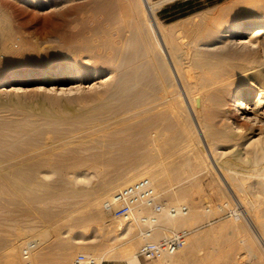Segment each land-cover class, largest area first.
Returning <instances> with one entry per match:
<instances>
[{"label":"rangeland","instance_id":"1","mask_svg":"<svg viewBox=\"0 0 264 264\" xmlns=\"http://www.w3.org/2000/svg\"><path fill=\"white\" fill-rule=\"evenodd\" d=\"M231 2H164L162 7L155 9L154 18L162 26H181L177 32L183 41L181 50L188 52L190 59L203 57L201 53L204 52L207 59L244 64L247 69L242 74L252 77L248 82L254 84L250 87L255 94L259 89L258 82L264 85V36L258 39L260 47L257 50L243 54L245 60L242 54L212 55L215 51L209 52L198 45V39H211L215 35H207L206 32H216L237 16V13L226 10L219 20L209 19L214 16L216 7H227ZM178 3L187 4L174 7ZM247 6L262 8L253 10L256 14L254 20L264 21V0H252ZM238 17L244 19L248 14ZM1 18L5 20L3 27L6 30L2 31L1 24L0 161H6L5 167L12 165L13 169H19L22 179L29 178L30 181L38 176L37 182L38 179L43 181L39 168L42 159L49 154L35 155L30 151L48 144V135L65 134L74 125L88 126L93 119L99 118L111 121L117 117L120 126L129 124L138 129L121 132L130 141L129 159L118 157L116 167L107 163L99 167L104 172L84 179V182H76L70 169H66L69 160L63 161L67 167L64 163L61 165L66 169L62 185L72 189L83 188L86 197L53 200L52 212L58 215L50 223H42L37 217L24 214L22 206H0V264H73V259L80 253L100 258V264H264V244L259 237V234L264 237V163L254 165L250 149L243 144L245 139H255L258 134L264 138V115L256 124L237 119L228 97L222 106H214L213 110L210 109L212 101L205 100L201 110L197 98L196 102L193 98L203 90L213 89L212 85L191 79L189 85L192 88L186 94L181 90L171 59L167 52L165 55L158 50L149 34L141 0H0ZM193 31L201 34L194 36ZM92 32L122 34L125 52L136 53L134 63L144 73L139 82L125 81L124 78L117 81L105 67L107 70L99 72L98 78L80 86L75 80L61 83L54 74L45 72L2 84L4 78L20 70L38 72L60 63L100 69L99 65H93L90 53L82 52L80 58L72 47L76 39L91 36ZM131 32H144L145 49L139 36L134 34L133 37ZM4 46L9 48L10 57L2 50ZM19 52L23 53L19 56ZM179 63L184 65L182 60ZM146 64L153 67L151 72L146 71ZM129 67L131 65H122L119 70L124 74L129 72ZM191 71L197 72L194 67ZM40 84H49L52 90L39 91ZM123 84L133 86L136 94L130 95V91L119 94L116 89ZM69 86L77 87L68 90ZM189 99L196 113L192 111ZM128 103L132 105L130 108L123 107ZM222 107L229 111L227 117ZM62 118L67 120H59ZM227 118L236 121L238 128L233 127ZM206 125L211 126L207 128ZM77 129L71 133L81 135L84 129L81 133ZM216 131H220V139H213ZM97 134L98 131L94 130V134L87 136ZM66 148V145H61L53 153H64ZM211 148H216L214 156L210 155ZM50 156L49 159L54 161V156ZM85 171L88 175L93 172L92 169ZM148 176L160 200L168 204H185L189 207L185 217L196 216L189 227H167L163 222L167 233L172 229L190 230L187 243L177 253L153 261L135 262L129 258L136 255L139 245L137 227H134V235H130V239L116 238L120 231L117 225L122 220L109 216L103 210L102 202L127 181L130 183ZM108 185L110 189L106 190ZM89 200L95 201L96 211L100 214L98 217L89 211ZM128 241L130 246H127ZM28 242H32L31 250L37 249L33 255L30 251L24 257L22 250Z\"/></svg>","mask_w":264,"mask_h":264},{"label":"bare ground","instance_id":"2","mask_svg":"<svg viewBox=\"0 0 264 264\" xmlns=\"http://www.w3.org/2000/svg\"><path fill=\"white\" fill-rule=\"evenodd\" d=\"M141 1L143 4V8L146 12V15H147L146 23L148 24V29L150 31L149 34H151L150 36L155 46L158 48V50L165 53V55L167 52L168 54L167 56H169L168 57L169 60L171 59L172 61L171 67L173 68V72L175 73L181 85V90H183L184 93L186 94L188 92V89L192 88L189 85V81L191 79H193L191 81H194V79H196V81L198 82L199 81L205 82L207 86L212 85L213 89L208 88L209 90H206L205 88L207 87H205V88H202L206 90V91L203 90V92L199 89L202 93L201 92H200L201 94L198 93L199 95L194 96L193 98L194 102H196V98H197L200 104L199 107L201 110L204 109L205 100L206 102L207 100L212 101V106L210 107V109L213 110L214 106H217V107L218 105L222 106L223 101L226 100V98L228 97L230 98V101H231V104L234 110L233 113L236 114L235 117L237 119L246 120L250 122L251 124H256L260 122L262 115H264L263 114L264 113V85L258 82V85H259L258 92L255 94L253 93L252 88L250 86L254 84L252 82H248L250 81V79L252 80V77L243 76L242 74V72L247 69L245 68L244 64H230V63L226 64V62L220 59H215V60L207 59L205 57L206 54L204 52L201 53L203 54L202 55L203 57L196 56L197 58L190 59L189 53L185 52L184 50H181L182 49L181 45L183 41H181L180 39L181 37L178 36L180 35V33L177 35V32L179 31L178 29L181 28V26L180 25H179L180 27L178 25L177 26L176 25L162 26L154 18L155 9L162 7L164 2H166L167 0H157V1L141 0ZM249 2L252 3V0H232V2L229 5H227V7L224 5L216 7V9L213 10L214 16L209 18L212 21L219 20V18L221 17V14L226 12V10L232 13L233 12L237 13V16H240V14H248V17L244 19L242 18L240 19L239 17L236 18L237 17L236 16L233 19H231V22L228 23L227 26L218 29L216 32H212V31L206 32L207 35H212V33L213 34L215 33V35L211 39L207 38L206 36H205L206 38L202 37L198 39L199 48H202L208 51L209 50L215 51V53H212V55L213 54H216V55L217 54H223V55L224 54H234V55L242 54L243 55L246 51L252 52L253 50H257L258 47H260L258 45V39L264 36V21H261V22L255 21L254 19L256 18V14L253 13V10L255 11V9L259 10L262 8H257L253 6L248 7L247 4ZM126 10L127 8L124 11ZM127 13H130V12L127 11ZM201 18L203 19V15L201 16ZM4 21H5L4 18H1L0 25L2 24L3 32L6 30L5 27H3L5 26ZM186 31L188 32V29ZM131 33L133 35L135 34L139 36L138 38L140 39V42L142 44L141 46H143L145 49L147 44H146V40L143 34L144 32H131ZM141 34H143V36ZM198 34H201V32H194V31L192 32V35L194 36H198ZM135 35L133 37H135ZM122 38H123L122 34H120L119 32H92L91 36H83L81 40L77 41L76 39L75 40L76 42L72 44V47L76 49V52H77L76 54L79 57L82 52L90 53V58L94 62L93 65H96V66L99 65L100 69L94 66L92 69H90L87 66L84 67L79 64L60 63L59 65H53L52 67H47V70L46 69L40 70L38 72L32 71L30 69L20 70L14 74H11L10 76H7V78H4V81L2 84L8 83L15 78L27 79L30 77H36V76H39L41 72H45L47 74H51V73L54 74L55 78L59 80L61 83L65 81L67 82L68 80H71V81L75 80L80 83L78 85L80 86L92 78L93 79L98 78L99 72L102 73L104 69L107 70L105 67H108L109 72L113 74L114 76H116L117 81H120L121 79L124 78L125 81L128 80L132 82V80H135L139 82L141 78L143 77L142 75L144 73L140 72L138 70L139 65L134 63V58H136V53L127 54L125 52L124 42L122 41L123 40ZM210 45H213V46H210ZM6 48L7 47L4 46L2 50L4 51L7 57H10L11 52L9 48L8 49ZM22 53L23 52H19L17 55L20 56ZM245 58L246 56L244 57L243 60H245ZM181 60L184 61V65L186 64L185 66L183 64H182L183 66H181V64L179 63L181 62ZM177 62L180 65L179 64L177 65L176 64ZM122 65H131V68L129 67L130 68L129 72L123 74V72L119 70L120 66ZM192 67H194L197 70V72L194 73L193 71H191ZM145 69L147 72L148 71L151 72L153 70V67L148 66V64H146ZM123 81L122 83H124ZM123 85L124 86L119 85L116 89L117 91H119V94H122V93L126 94V92L128 91H130V95L136 94V90L133 89L134 88L133 86H126L125 84ZM75 87L77 86H69L67 89L73 90ZM38 90L39 91L52 90V87H50L49 84H40L38 87ZM189 103L191 105V108L193 109L194 106H192L191 99H189ZM131 106L132 105H130V103H128V105L127 104L123 105V107H126V108H130ZM207 109L209 110V106ZM222 110L225 116L227 115V112H229L224 108ZM192 111L195 112L194 109ZM63 119L64 118L59 119V120L61 121L67 120V118L64 120ZM227 119L230 120L229 118ZM98 120L93 119V123L89 124L88 126L74 125L70 127L72 128L71 131L69 130V132L67 133L64 132L65 134L60 133V135H57V136L48 135L47 136L49 138L47 142L48 144H45L44 147H37L30 151L31 153H34L35 155L49 154L48 155L49 157H51L50 155H53L55 158V159L52 158L54 159V161H52L49 159L48 156L46 157L43 156L44 158L42 159L43 162L41 164V167L40 165L38 166L40 167L39 176L42 178L43 181H40L38 179L39 182H37L38 176L35 179H30V181H28L29 178L22 179L20 177V175H22L21 174L22 172L19 169L17 170L13 169L12 168L13 166L10 164L9 165L12 167H10L9 165H8L9 167H5L6 161H0V206H3L4 204L11 205V206L15 205L19 207L22 206V211L24 208V211H23L24 214L27 213V214L33 215L37 217L40 221H42V223H50L58 215L57 213L52 212L53 200H56V199L60 200V198H67L68 200V197L71 198L73 196H76L75 198L80 196L81 197L80 199H83L82 196L85 195L83 188H82L83 190L80 188L72 189L70 187L68 188L64 186V184L62 185L61 181L63 180L66 169L68 168L70 169V172L74 175L76 182H84V179L86 180L93 176H98L100 172L101 173L104 172L105 170L103 171L101 169L102 170L101 171L99 167L104 166L107 163L113 167H116L118 157L121 156L122 158L127 159L129 155L128 151L131 149L130 141L127 140V136L122 135L121 132L124 133L130 130H133V129H136L137 131L138 129V128H135L134 126H130L129 124L125 126L123 125L120 126L121 124H118L120 121L117 119V117L115 119H112L111 121H109L110 119L109 120L100 119L102 122ZM230 122H231V125H233V127L238 128V125L235 123L236 121L230 120ZM116 123L120 127L117 126ZM115 126H117V128ZM206 126L208 128L211 125H206ZM79 127H81V129H77ZM74 129H77L79 132L83 130V132L81 135H79V133H77V135L72 134L71 132H73ZM94 130L98 131V134L96 136L89 135L88 137L87 134L92 133V132L94 134ZM60 132H63V131H60ZM214 134L216 135H214L213 139H220L219 138V136L221 135L220 131H216L214 132ZM243 144L250 149V152L252 153V162L254 165L264 163V138H262L260 134H258L257 138L255 139H251V138L245 139L243 141ZM61 145L67 146V148L65 149L66 152L63 153V151H61L62 153H57V152L53 153L55 148ZM215 150L216 148L209 149L211 156H214L213 154L215 153ZM32 157H35V156L33 155ZM65 159L69 160V163L67 162L68 167L63 162ZM62 164L65 165V168L66 167L67 168L66 169L62 168L61 166ZM3 165L4 167L2 168L1 166ZM86 169H92L93 170L92 174L90 175L86 174V171H85ZM53 178H55L53 182H44V181H48ZM148 178L151 179L149 176ZM58 182L61 184H58ZM128 182L129 181H127L126 184H128ZM108 189H110L109 185L106 187V190ZM86 190L87 189L85 188V191ZM88 194L89 193H87V195ZM87 203L88 204L91 203L90 205L87 204L89 206L87 207L90 208L89 211H91V214L98 217L100 214H98L99 211L98 212L96 211L95 201L94 203H92L89 200L87 201ZM195 216L196 215H192L190 217L189 216L182 217V218H178L175 220H165L164 223L168 225L167 227H169V225L171 227H177V226L178 227H189L190 225H192V221L194 220ZM164 223H162V225ZM117 226H118L117 228H119L120 231L117 233L116 238H124L125 240H128V237L130 235L131 236L134 235V234L132 235V232H134L133 230H134V227H136V225L132 221H121L119 222ZM165 228L163 226V229ZM259 237L262 243L264 244V237L261 236L260 234H259ZM130 238L131 237H129V239ZM129 241H128V244H129ZM35 243L37 244V241ZM127 246H130V244ZM35 249L31 250V253H32L31 255L34 254L33 251ZM125 249H127V247ZM10 254L12 255V253ZM129 259L135 262L138 261L135 255L134 256L132 255V257ZM10 260H11V257H10ZM100 261H101L100 258L95 257V264H100Z\"/></svg>","mask_w":264,"mask_h":264},{"label":"built area","instance_id":"3","mask_svg":"<svg viewBox=\"0 0 264 264\" xmlns=\"http://www.w3.org/2000/svg\"><path fill=\"white\" fill-rule=\"evenodd\" d=\"M174 0H167L172 2ZM103 210L111 217L122 221H132L137 229L139 245L137 260L153 261L170 256L185 246L190 234L187 228L164 231L165 220H175L187 216L189 207L185 204H168L158 198L153 182L142 177L114 190L102 202ZM32 242H28L22 254L27 257ZM73 264H95V258L87 254H77Z\"/></svg>","mask_w":264,"mask_h":264},{"label":"trees","instance_id":"4","mask_svg":"<svg viewBox=\"0 0 264 264\" xmlns=\"http://www.w3.org/2000/svg\"><path fill=\"white\" fill-rule=\"evenodd\" d=\"M187 3H184V4H182V3H178V4H176L174 7H176V8H178V7H182L183 5H186Z\"/></svg>","mask_w":264,"mask_h":264}]
</instances>
